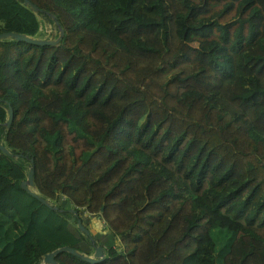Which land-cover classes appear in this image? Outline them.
Returning <instances> with one entry per match:
<instances>
[{"label": "trees", "instance_id": "trees-1", "mask_svg": "<svg viewBox=\"0 0 264 264\" xmlns=\"http://www.w3.org/2000/svg\"><path fill=\"white\" fill-rule=\"evenodd\" d=\"M29 1L62 34L0 38V264L88 253L68 208L109 238L58 264H264V0ZM38 14L0 0V31Z\"/></svg>", "mask_w": 264, "mask_h": 264}, {"label": "water", "instance_id": "water-1", "mask_svg": "<svg viewBox=\"0 0 264 264\" xmlns=\"http://www.w3.org/2000/svg\"><path fill=\"white\" fill-rule=\"evenodd\" d=\"M22 3L27 5L29 7V9L34 13H36L37 11H40V12L48 15L52 19L53 24L55 25V27L57 29L56 36L53 38L52 37L51 38H44V37H39V36L28 35V34L21 33V32H16V31H0V38L12 37L13 39H16V40H24V41H27L30 43H36V44H53V43L57 42L59 40L61 34H62V29L59 26L57 20L54 18V16L51 13L41 11V9H39L35 4L30 2L29 0H22ZM5 113H6V117H5L4 124L7 126L10 119H11V107L10 106L6 105ZM0 150L6 154L11 155V153L1 143H0ZM32 172H33L32 164H29V166L27 167V170H26L25 177L23 179H21L19 182L20 187L23 188L24 190H26L27 192H29L31 195H33L35 198H37L40 202H42L46 206H48L52 209L57 208L59 210H62V208H58V206L56 204H51L45 198H43L38 193H36V191L34 190V184L32 181ZM99 209L101 210L102 206H100ZM67 210L72 212V216L70 217V220H74L77 228L88 236V239L90 241L91 251H90V253H83V252H80L76 248L71 247L69 245H61V246L53 248L52 250H50L48 252H45L41 257L40 264H58L54 260L53 256L55 253H57L59 251H63V250L67 251L69 253H72V254L80 257L81 259H84V260L89 261V262H95V261L101 260L104 257V247L100 243L94 242V238L92 236V233L90 232L88 227L82 225L80 218L78 217L77 212L73 208H68Z\"/></svg>", "mask_w": 264, "mask_h": 264}, {"label": "rangeland", "instance_id": "rangeland-1", "mask_svg": "<svg viewBox=\"0 0 264 264\" xmlns=\"http://www.w3.org/2000/svg\"><path fill=\"white\" fill-rule=\"evenodd\" d=\"M38 19L40 22L39 25V32L36 36L39 37H44V38H53L56 35L57 29L55 27V25L53 24V21L48 19L47 17H45L42 14H38ZM194 47L195 44H191ZM211 51V48L209 49ZM63 197V196H60ZM80 215V214H79ZM97 214H88L89 217H95ZM80 217L82 218V221L85 222L86 218L82 215H80ZM86 225L87 227L90 229L91 232H95L96 229H102V227H104L105 224H103L102 219H98L97 220V226H94L93 222L91 221V218H88V220L86 221ZM105 233H94V237L96 239L99 240H106L109 238V233H106V229H102Z\"/></svg>", "mask_w": 264, "mask_h": 264}, {"label": "crops", "instance_id": "crops-1", "mask_svg": "<svg viewBox=\"0 0 264 264\" xmlns=\"http://www.w3.org/2000/svg\"><path fill=\"white\" fill-rule=\"evenodd\" d=\"M95 216V215H94ZM91 221L93 222L94 226H97V220L98 217L97 215L95 217H90ZM89 229V228H88ZM90 230V229H89ZM91 232V231H90ZM95 232H101L100 229H96ZM95 232H91V233H95ZM91 251V250H90ZM90 251L88 253H90ZM40 264V263H39Z\"/></svg>", "mask_w": 264, "mask_h": 264}]
</instances>
